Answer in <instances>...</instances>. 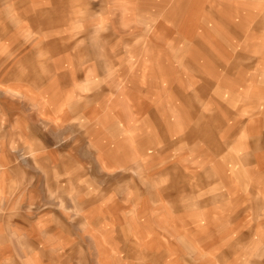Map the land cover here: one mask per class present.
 Masks as SVG:
<instances>
[{
	"label": "rangeland",
	"instance_id": "rangeland-1",
	"mask_svg": "<svg viewBox=\"0 0 264 264\" xmlns=\"http://www.w3.org/2000/svg\"><path fill=\"white\" fill-rule=\"evenodd\" d=\"M0 264H264V0H0Z\"/></svg>",
	"mask_w": 264,
	"mask_h": 264
},
{
	"label": "crops",
	"instance_id": "crops-1",
	"mask_svg": "<svg viewBox=\"0 0 264 264\" xmlns=\"http://www.w3.org/2000/svg\"><path fill=\"white\" fill-rule=\"evenodd\" d=\"M179 207H180V205H177V207H176L177 210H179ZM241 237H243V238H241V240H240L241 242L244 241V239H246L244 236H241Z\"/></svg>",
	"mask_w": 264,
	"mask_h": 264
}]
</instances>
